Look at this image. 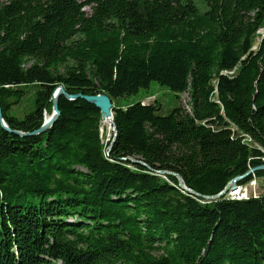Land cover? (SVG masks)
<instances>
[{
  "label": "trees",
  "instance_id": "1",
  "mask_svg": "<svg viewBox=\"0 0 264 264\" xmlns=\"http://www.w3.org/2000/svg\"><path fill=\"white\" fill-rule=\"evenodd\" d=\"M260 29L264 0H0L9 128L66 92L44 133L0 123V264H264V169L238 183L261 194L204 199L264 164ZM152 81L190 109L121 103ZM77 94L111 99L108 142Z\"/></svg>",
  "mask_w": 264,
  "mask_h": 264
},
{
  "label": "rangeland",
  "instance_id": "2",
  "mask_svg": "<svg viewBox=\"0 0 264 264\" xmlns=\"http://www.w3.org/2000/svg\"><path fill=\"white\" fill-rule=\"evenodd\" d=\"M199 5H202L203 0H194ZM86 11H89V9H85ZM261 33L264 31L263 29L259 30ZM143 103H153L157 102L159 105V112L160 113H166L168 110L181 105L183 108H185L187 111L190 109V101H189V95L188 93H182L178 96L174 94V92L170 91L166 86L159 85L157 82L152 81L148 88L140 89L136 94L124 97L121 99V103H131L135 101H141ZM28 108L24 107L23 109L18 110V108L13 109V112L16 113L18 116H22L25 111H27ZM102 125V134L103 139L107 141V139H110L113 133V126L112 124L110 126ZM104 127V128H103ZM255 181L254 185H251L250 182L242 185L243 190L247 192L248 196L253 195H259L262 193V185L260 179H251ZM228 196V194L226 195ZM245 199V198H242Z\"/></svg>",
  "mask_w": 264,
  "mask_h": 264
},
{
  "label": "water",
  "instance_id": "3",
  "mask_svg": "<svg viewBox=\"0 0 264 264\" xmlns=\"http://www.w3.org/2000/svg\"><path fill=\"white\" fill-rule=\"evenodd\" d=\"M62 94L66 95V92L61 85L54 89V91L51 95V98H50V100H51V113H50V115L48 117L44 116L42 124L38 128L34 129L33 131H31L29 133H24L22 131L12 130L11 128H9V126L7 125V123L5 122V120L2 116L1 109H0V123L7 131H13L14 133L19 134V135H36V134L44 133L52 126V124L56 121V119L59 115L58 98ZM67 97L69 99H76L77 97H82L83 99H85L86 101L96 105L100 109L101 119L112 118L113 105H112L111 99L105 94L84 95V96L77 94V95H67ZM112 126H113L112 130L114 133L115 132V126L113 123H112ZM109 140L110 139H107V142ZM258 169H264V164L257 166V167H254V168H251L246 173L239 175V176H236L235 178L231 179L228 182L226 187L220 193H218L214 196H204V199L205 198L206 199H213V198L219 197L221 195H227L229 193V191L236 189L240 180L247 177L249 174H252L253 172H255ZM177 178L179 180L180 186L187 189V187L182 183L181 178L179 176H177ZM187 190H189V189H187ZM253 197H255V196H253Z\"/></svg>",
  "mask_w": 264,
  "mask_h": 264
},
{
  "label": "built area",
  "instance_id": "4",
  "mask_svg": "<svg viewBox=\"0 0 264 264\" xmlns=\"http://www.w3.org/2000/svg\"><path fill=\"white\" fill-rule=\"evenodd\" d=\"M249 182L251 185L255 184L254 180H250ZM243 188H245V187H243L241 184H238L236 189L229 191L228 196L230 198L249 197L247 192L244 191ZM253 196H256V195H253Z\"/></svg>",
  "mask_w": 264,
  "mask_h": 264
},
{
  "label": "bare ground",
  "instance_id": "5",
  "mask_svg": "<svg viewBox=\"0 0 264 264\" xmlns=\"http://www.w3.org/2000/svg\"><path fill=\"white\" fill-rule=\"evenodd\" d=\"M45 117H48V115L46 114ZM101 123L103 125L110 126L112 124V118H103L102 121H101ZM242 198H248V197H238L236 199H242Z\"/></svg>",
  "mask_w": 264,
  "mask_h": 264
}]
</instances>
